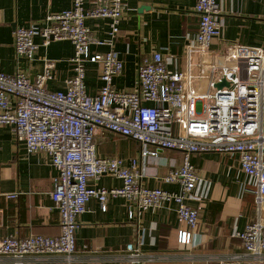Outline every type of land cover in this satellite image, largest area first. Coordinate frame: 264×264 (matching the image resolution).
Returning <instances> with one entry per match:
<instances>
[{
    "label": "built area",
    "instance_id": "obj_1",
    "mask_svg": "<svg viewBox=\"0 0 264 264\" xmlns=\"http://www.w3.org/2000/svg\"><path fill=\"white\" fill-rule=\"evenodd\" d=\"M124 3L94 0L87 7L85 0H73L70 8L48 14L43 23L16 29L17 53L30 60L39 47L37 36L43 46L55 40L73 42L74 76L64 90L46 86L54 77V60L44 59L43 72L34 80L23 72L6 73L0 64V124L14 127L28 153H48L59 172L50 196L60 213L61 233L57 237L32 234L2 238L0 254L11 257L15 264H24L32 254H63L71 263L77 251L78 216L93 198L106 209L109 198L125 197L131 203V219L148 209L175 203L178 220L185 225L179 229V242L199 244L200 235L194 232L199 208L187 203L200 182L191 161L194 153L237 154L241 169L255 180L257 202L264 201V49L242 43L216 44L222 34L220 5L218 0H199L195 7L199 15L196 38L186 43L176 68L167 66L162 52H154L139 66L138 87L119 91L113 78L123 72L124 62L113 49L91 51L92 44L106 41L86 20L109 19L108 35L115 39ZM219 52L230 62L220 63ZM87 63L100 66L103 85L95 95L87 92ZM196 79L206 80L205 93L196 92ZM224 80L228 85L218 87ZM100 130L138 141L143 160L99 156L95 136ZM164 149L183 153L181 164L171 167L163 177L167 183H178V191L149 187L142 181L143 161ZM105 173L121 178L122 187L89 184L90 179ZM7 197L15 198L17 193ZM237 235L243 240L245 256L258 261L264 258V223H249ZM127 249L132 251V264H144L134 243ZM242 258L236 254L204 264H234Z\"/></svg>",
    "mask_w": 264,
    "mask_h": 264
},
{
    "label": "crops",
    "instance_id": "obj_2",
    "mask_svg": "<svg viewBox=\"0 0 264 264\" xmlns=\"http://www.w3.org/2000/svg\"><path fill=\"white\" fill-rule=\"evenodd\" d=\"M199 0H125L120 33L110 39L107 18H88L86 24L106 41L92 44V52L117 51L124 62L123 72L113 78L119 91L138 87L139 66L154 52H162L170 69H175L187 42L196 38ZM94 0H85L90 7ZM73 0H0V64L9 74L25 73L34 80L44 69V59L56 62L53 79L47 82L51 90H64L74 76L71 58L75 47L71 40H55L41 44L35 58L20 56L15 47L18 27L41 24L50 13L72 6ZM221 38L216 44L242 43L264 49V0H218ZM111 41V42H109ZM100 66L86 64V86L90 95L103 85ZM264 123V119H263ZM97 154L143 160L141 144L129 137L100 130L95 136ZM181 151L164 149L157 156L143 161L142 181L149 187L180 190L178 183H167L163 177L171 167L181 164ZM237 154L220 152L194 153L191 161L200 182L187 200L199 208V224L194 232L199 244H183L178 240L181 225L176 204L151 208L140 217L129 218L130 202L123 196L101 201L91 199L87 210L78 216L77 251L70 263L63 254L28 255L24 264H132L127 249L129 243L138 248L144 264H204L222 261L233 255H243L234 264H264L245 256L243 240L237 232L249 223H264V201L256 200L255 180L245 173ZM58 169L46 152L28 153L26 143L16 137L14 127L0 124V240L8 236H59L61 219L50 193L55 187ZM95 187L119 188L123 180L105 173L89 180ZM10 193L17 197L8 198ZM0 264H15L11 257L0 254Z\"/></svg>",
    "mask_w": 264,
    "mask_h": 264
},
{
    "label": "rangeland",
    "instance_id": "obj_3",
    "mask_svg": "<svg viewBox=\"0 0 264 264\" xmlns=\"http://www.w3.org/2000/svg\"><path fill=\"white\" fill-rule=\"evenodd\" d=\"M218 57H219L220 63L230 62L226 59V55L222 52H219ZM194 83H195V88H196L197 93H205L206 92V80L196 79L194 81Z\"/></svg>",
    "mask_w": 264,
    "mask_h": 264
},
{
    "label": "water",
    "instance_id": "obj_4",
    "mask_svg": "<svg viewBox=\"0 0 264 264\" xmlns=\"http://www.w3.org/2000/svg\"><path fill=\"white\" fill-rule=\"evenodd\" d=\"M225 84L228 85V82H226V81L224 80V81L218 83L217 86H218V87H221V86H223V85H225Z\"/></svg>",
    "mask_w": 264,
    "mask_h": 264
}]
</instances>
